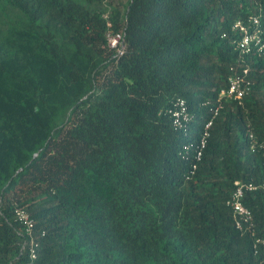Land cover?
<instances>
[{"label":"trees","instance_id":"16d2710c","mask_svg":"<svg viewBox=\"0 0 264 264\" xmlns=\"http://www.w3.org/2000/svg\"><path fill=\"white\" fill-rule=\"evenodd\" d=\"M254 18L263 49L240 54ZM244 69L196 162L183 147ZM263 180L264 0H0V264L27 260L16 209L33 264H264L226 206ZM243 205L263 236L264 191Z\"/></svg>","mask_w":264,"mask_h":264},{"label":"built area","instance_id":"2783aa9c","mask_svg":"<svg viewBox=\"0 0 264 264\" xmlns=\"http://www.w3.org/2000/svg\"><path fill=\"white\" fill-rule=\"evenodd\" d=\"M107 20V16L103 17ZM107 27L110 24L106 23ZM236 28L244 30L240 23L235 25ZM261 30L259 29V23L257 19H253L251 34L245 33L242 38L237 41L234 48L240 52V54H248L252 48H255L259 53L263 49V44L260 36ZM108 46L117 50V54L121 55L124 49L123 35L110 34L106 35ZM250 90V81L248 78L247 69H244L241 73H234L227 78V87L221 89L215 104L210 108V118L203 127V131L196 145H186L183 147L185 155L192 149L193 159L198 162L201 159L203 150L205 149L206 140L209 136L208 130L211 127L213 120L218 115V112L223 107L224 100L240 101ZM168 115L172 120L175 130H182L186 128V124L190 121L186 105L184 101L179 100L175 102L171 109L168 110ZM253 147V146H252ZM196 169V165H192V171ZM193 173V172H191ZM264 191V180L260 184L245 183L241 181H235L233 184V192L226 202V206L231 210L234 221V226L241 235H247L252 239L254 254H259L264 260V235L257 236L253 219L250 211L243 205V199L247 193L256 191ZM15 216L17 222L22 227L21 236L23 241L21 244V252L27 251V260L24 264H33L36 260L35 242H34V224L27 212L21 209L15 210Z\"/></svg>","mask_w":264,"mask_h":264}]
</instances>
